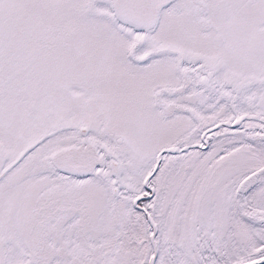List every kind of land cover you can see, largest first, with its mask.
<instances>
[{"label": "snow or ice", "instance_id": "snow-or-ice-1", "mask_svg": "<svg viewBox=\"0 0 264 264\" xmlns=\"http://www.w3.org/2000/svg\"><path fill=\"white\" fill-rule=\"evenodd\" d=\"M0 264H264V0H0Z\"/></svg>", "mask_w": 264, "mask_h": 264}]
</instances>
